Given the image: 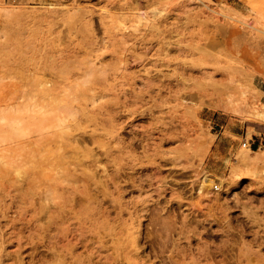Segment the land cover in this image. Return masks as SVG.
I'll return each instance as SVG.
<instances>
[{
  "label": "rangeland",
  "instance_id": "374dc122",
  "mask_svg": "<svg viewBox=\"0 0 264 264\" xmlns=\"http://www.w3.org/2000/svg\"><path fill=\"white\" fill-rule=\"evenodd\" d=\"M203 1L0 0V264H264V0Z\"/></svg>",
  "mask_w": 264,
  "mask_h": 264
},
{
  "label": "bare ground",
  "instance_id": "6f19581e",
  "mask_svg": "<svg viewBox=\"0 0 264 264\" xmlns=\"http://www.w3.org/2000/svg\"><path fill=\"white\" fill-rule=\"evenodd\" d=\"M197 2H199L201 5H203L204 7H206L207 9H209V11H211L210 13L212 14V15H214L215 17H218V18H223V19H230L229 18V16H228V14H226V12H224V10H216V9H212V8H210L203 0H196ZM199 5V4H198ZM141 17V16H140ZM143 19V18H142ZM230 27V26H229ZM225 30H226V32H229V33H234L235 32V30H233V29H226L225 28ZM235 34V33H234ZM237 34H238V32H237ZM236 35V34H235ZM85 48V47H84ZM88 49V48H87ZM145 82V81H144ZM146 83H148V82H146ZM155 83V82H154ZM47 84V83H46ZM158 84V83H157ZM148 85V84H147ZM148 86H150V84L148 85ZM141 87H143V86H141ZM150 87H152V86H150ZM145 89L147 90V89H149V87L148 88H146L145 87ZM192 95V94H191ZM99 111V110H98ZM254 115L256 116V117H258V118H264V111L263 110H259V109H254ZM263 121V120H262ZM79 135V134H78ZM71 136V135H70ZM75 136V135H74ZM77 138H79V137H77ZM95 141V140H94ZM107 153V152H106ZM256 153V152H255ZM243 162H245V164L246 165H248L247 164V162H248V160L247 159H244L243 160ZM117 176V175H116ZM116 176H113L112 178H114L115 180H116ZM112 178H110L111 180H112ZM117 181H118V179H117ZM116 181V182H117ZM116 182H113L112 181V183H114V184H112V185H114L113 187L114 188H116ZM118 183V182H117ZM201 187H204L203 185H201ZM98 189V188H97ZM99 190V189H98ZM103 190H105V188L103 189L102 188V190H101V192H99L100 193V195H99V198H100V196L102 197V195H103V198L104 197H106V193H105V191H103ZM81 194H84L85 195V197H83L82 195V198H81V201H79L78 203H77V205H76V203H74L75 205H76V207L75 208H80V210H77V213H79L78 214V216L81 214V215H84V213L83 212H86L87 210H88V213L90 212V210L92 211V210H94V203H96V200H95V197L91 194V193H89L88 191H83V193L82 192H80ZM98 193V194H99ZM98 194H96V195H98ZM105 195V196H104ZM98 197V196H97ZM79 199V198H78ZM83 199V200H82ZM80 200V199H79ZM78 201V200H77ZM77 206H79V207H77ZM117 207H120V206H117ZM73 208V207H72ZM81 208H82V210H84L83 212H82V210H81ZM115 208H116V206H115ZM117 209V208H116ZM74 210H76V209H74ZM103 210V209H102ZM102 210L101 211H99V212H102ZM118 210V209H117ZM98 211H97V213L96 214H98L99 213ZM87 213V212H86ZM85 213V214H86ZM87 213V214H88ZM93 213V211L91 212V214ZM104 213H106V211L104 210ZM103 212H102V216L103 215H105ZM107 215V214H106ZM86 216V215H85ZM87 216H89V215H87ZM94 216V215H93ZM95 218H97L96 216H94ZM104 217V216H103ZM107 217V216H106ZM105 217V218H106ZM88 218H90V217H88Z\"/></svg>",
  "mask_w": 264,
  "mask_h": 264
},
{
  "label": "built area",
  "instance_id": "2783aa9c",
  "mask_svg": "<svg viewBox=\"0 0 264 264\" xmlns=\"http://www.w3.org/2000/svg\"><path fill=\"white\" fill-rule=\"evenodd\" d=\"M247 143H248V145L250 146L249 142H247ZM247 143H246V142H243V143H242V147H246V144H247ZM211 188H212V190H214V191L219 190V187H218L217 184H213V186H212Z\"/></svg>",
  "mask_w": 264,
  "mask_h": 264
},
{
  "label": "crops",
  "instance_id": "0c3cea01",
  "mask_svg": "<svg viewBox=\"0 0 264 264\" xmlns=\"http://www.w3.org/2000/svg\"><path fill=\"white\" fill-rule=\"evenodd\" d=\"M219 133H221V132H219ZM249 144H250V146H251V145H255V140L252 139V141L249 142Z\"/></svg>",
  "mask_w": 264,
  "mask_h": 264
}]
</instances>
